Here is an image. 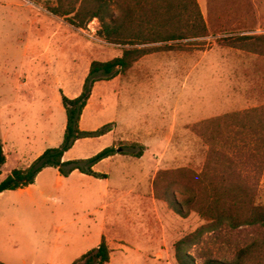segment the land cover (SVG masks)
I'll list each match as a JSON object with an SVG mask.
<instances>
[{
  "label": "rangeland",
  "instance_id": "1",
  "mask_svg": "<svg viewBox=\"0 0 264 264\" xmlns=\"http://www.w3.org/2000/svg\"><path fill=\"white\" fill-rule=\"evenodd\" d=\"M55 3L0 0V68L19 73L27 82L20 86L25 100L16 105L9 120L16 122V134L43 135L52 124L55 138L67 118L63 94L68 96L82 88L93 60L107 61L120 55V48L98 41L97 20L86 30H79L45 7ZM202 6L210 35L180 42L195 43L189 44V50L159 52L141 61L136 70L147 69L148 75L138 77L133 72L128 81L97 82L83 127L119 120L117 134L141 135L142 129L155 125L175 158L171 169L202 171L209 146L193 126L264 105V56L218 40L264 33V0H202ZM29 89L36 98L32 102L27 96ZM170 118L172 123L167 124ZM96 142L84 141L78 148ZM118 145L126 151L138 150L129 143ZM251 174L257 178L258 169H251ZM258 189L264 196V169ZM63 190L54 193L61 199L58 205L54 197L39 203L25 198L11 205L5 216L4 204L0 203L1 258L11 264H71L81 248L93 244L100 232L99 213L89 212L97 203L91 199L85 206H68ZM66 207L68 213L57 215L56 211ZM190 215L192 228L206 223L198 213ZM263 236L264 231L253 226L206 232L191 253L198 264L208 257L232 260L239 249ZM166 259V264H178L175 253Z\"/></svg>",
  "mask_w": 264,
  "mask_h": 264
},
{
  "label": "trees",
  "instance_id": "2",
  "mask_svg": "<svg viewBox=\"0 0 264 264\" xmlns=\"http://www.w3.org/2000/svg\"><path fill=\"white\" fill-rule=\"evenodd\" d=\"M45 7L79 30H86L92 21L98 20L97 37L123 46V53L107 61L91 62L82 92L75 98L63 95L67 125L61 145L46 149L29 167L14 169L0 182V193L34 183L37 175L50 166L58 167L64 176L75 169L101 175L92 167L115 154V146L106 147L87 159L63 161L64 153L77 140L101 136L111 130L112 123L95 131L80 127L95 83L119 74L128 76L135 63L148 54L189 50V44L195 43L180 42L210 35L198 0H56L55 4ZM218 40L264 56V33ZM159 42L173 43L157 44ZM193 130L209 146L202 171L189 167L161 169L154 179L156 198L167 202L182 217L196 212L206 221L175 243L178 264H198L191 249L202 241L206 232L216 234L243 226L264 231V196L258 189L264 169V105L205 119L194 125ZM129 144L138 148L133 155L143 154V145ZM6 161L0 138V175ZM254 168L258 169L257 178L251 174ZM110 252L104 238L97 248L89 250L73 264H106L110 261ZM0 264L7 263L0 260ZM202 264H264V236L239 249L232 260L208 257Z\"/></svg>",
  "mask_w": 264,
  "mask_h": 264
},
{
  "label": "crops",
  "instance_id": "3",
  "mask_svg": "<svg viewBox=\"0 0 264 264\" xmlns=\"http://www.w3.org/2000/svg\"><path fill=\"white\" fill-rule=\"evenodd\" d=\"M198 2L209 27L202 0H198ZM98 41L120 48L119 56L122 55L123 46L110 44L102 39H98ZM164 43L173 42H159L157 44ZM155 54H148L137 61L128 76L119 74L110 80H131L133 72L134 76L138 75V77L148 75L147 69L139 72L136 68L141 61ZM23 80H21L19 73L0 68V138L3 141L7 156V161L0 175V182L14 169L29 167L46 149L60 146L67 125L66 118L55 138L51 133L53 131L52 124H50L52 128L49 127L43 135L39 136L31 133H14L16 122L9 120L13 116L12 111L16 105H22L21 101L25 100L20 92V86L27 84L26 80ZM82 89L83 86L68 96L67 94L63 95L75 98L82 92ZM29 90L27 96L32 102L36 98L33 91ZM91 97L80 120L81 129L95 131L105 124L112 123L111 130L101 136L77 140L73 147L64 153L63 161L87 159L106 147L115 146L117 149L115 154L102 159L92 167L93 171L101 175L95 176L75 169L64 176L58 167H46L37 175L34 183L0 193V203L4 204V216L7 215V210L10 209L11 205H16L25 198L34 203H39L40 200L54 197L58 205L61 199L54 193L64 189L63 196L65 203H69L68 206L70 203L85 206L91 199H94L97 205L89 213H99L98 221L100 223V232L93 244L81 248L78 256L71 264L89 250L97 248L104 238L111 250L110 261L106 264H166L167 255L175 253V243L186 234L196 230V228H192L193 221L191 218L193 215L182 217L171 209L167 202L155 196L154 179L157 172L161 169L172 168L170 163L175 159L170 151V145L169 143L163 144V134L156 129L155 125L142 129L141 135L117 134L120 126L119 120H108L90 129L83 127L82 123L90 106ZM64 110L66 112L65 108ZM168 123H172L171 118L167 120ZM172 139L173 137L170 138V142ZM89 140H96L97 142L93 146L78 148L82 142ZM132 142L145 147L141 156H135L132 154L135 151H126L120 147L121 145H118L119 143ZM7 167L9 169L5 171ZM40 208L42 207L40 206ZM69 210L66 207L60 208L56 212L57 215H63ZM0 260L11 264L4 258L0 257ZM24 264L37 263L32 261Z\"/></svg>",
  "mask_w": 264,
  "mask_h": 264
}]
</instances>
